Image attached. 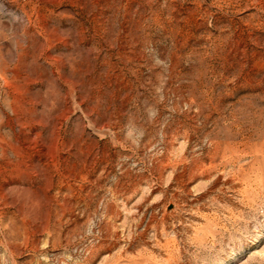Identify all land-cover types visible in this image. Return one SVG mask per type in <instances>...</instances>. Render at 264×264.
Here are the masks:
<instances>
[{
	"label": "rangeland",
	"instance_id": "rangeland-1",
	"mask_svg": "<svg viewBox=\"0 0 264 264\" xmlns=\"http://www.w3.org/2000/svg\"><path fill=\"white\" fill-rule=\"evenodd\" d=\"M0 264H264V0H0Z\"/></svg>",
	"mask_w": 264,
	"mask_h": 264
}]
</instances>
